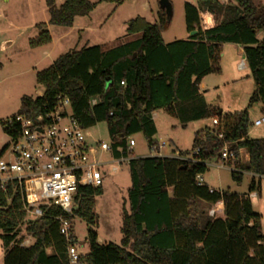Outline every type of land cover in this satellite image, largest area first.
Returning <instances> with one entry per match:
<instances>
[{"label": "trees", "instance_id": "16d2710c", "mask_svg": "<svg viewBox=\"0 0 264 264\" xmlns=\"http://www.w3.org/2000/svg\"><path fill=\"white\" fill-rule=\"evenodd\" d=\"M47 6L50 24L72 27L96 3L62 0L58 5L57 0H47ZM184 11L188 31L197 30L189 39L164 41L172 19L160 8L155 23L141 16L131 20L127 35L135 38L109 48L93 45L69 51L37 72L43 94L23 96L18 113H44L56 107L58 96L68 97L80 125L88 129L106 122L113 155L128 158L131 186L121 214L122 239L120 244L98 241L96 197L103 194L102 186H81L71 212L46 204L41 216L28 220L23 189L12 181L0 184L3 264H68L69 246L80 243L76 218L87 223L88 251L81 254V264H264V215L254 210L250 197L261 189L264 177V137H249V108L261 103L264 114V5L255 0H196L185 2ZM202 14L214 16L216 23L203 27ZM39 27L30 41L33 48L52 40L46 24ZM225 43L243 47L255 81L248 107L233 113L210 106L200 90L205 76L220 72ZM159 109L183 126L205 118H213L215 126L196 132L191 156L134 157L128 142L139 133L151 150L159 151L154 120ZM225 147L236 157L233 180L241 183L244 174L251 173L247 193L198 182L209 162L221 160ZM241 149L249 156L244 162ZM219 201L224 203V217L210 216L201 206ZM60 218L72 222L71 240L61 233ZM29 237L33 241L23 245Z\"/></svg>", "mask_w": 264, "mask_h": 264}, {"label": "rangeland", "instance_id": "374dc122", "mask_svg": "<svg viewBox=\"0 0 264 264\" xmlns=\"http://www.w3.org/2000/svg\"><path fill=\"white\" fill-rule=\"evenodd\" d=\"M91 1L96 3L93 11L86 16L76 18L72 27H64L49 23L47 0H0V45L7 41V49L5 51L0 49V154L5 145H11V139L4 131L2 122L18 113L23 96L37 97L43 94V87L36 80L38 71L49 67L60 55L69 51L93 45L109 48L135 38L133 35H127L131 20L141 16L155 23L160 9L159 0ZM61 2L62 0H57L58 5ZM185 2L196 3V0H171L172 20L169 29L163 32L166 43L191 37L185 20ZM255 2L264 5V0H255ZM215 23L214 16L202 14L203 27ZM40 24H46L52 40L47 45L33 48L30 41L40 33ZM258 36L262 38L263 33L260 32ZM220 68V72L205 76L200 83V90L206 102L213 108L223 110L224 113L246 109L255 90V81L247 67L240 45L223 44ZM249 114L252 121L249 137H264V123L259 126L254 124L257 119L264 116L262 104L256 103L250 107ZM154 120L157 127L156 140L160 150L158 152L151 150L145 136L142 133L135 134L134 157L154 154L191 156L196 132L215 126L213 118L192 121L183 126L177 117L164 109L154 113ZM86 133L88 142L93 146L98 142L108 144L111 142L106 122H100L86 129ZM97 157L107 163L104 170L108 172L103 186L104 192L96 197V212L99 217L98 241L120 244L121 214L131 186L129 167L127 161L116 163L111 151L98 152ZM240 160L246 161L245 152H241ZM115 166L118 167L117 171H114ZM231 170V167L223 166L220 160L215 159L209 163L204 181L218 190L231 189L238 193H247L252 176L245 173L243 181L237 183L232 178ZM260 184L261 189L255 190L258 196L253 197L252 202L254 210L264 215V177L260 179ZM201 204L203 208H208L206 203L201 202ZM126 205L128 207V203ZM216 216L224 217L225 214L218 213ZM33 218L29 213L28 220ZM74 228L80 241V252H87L88 245L84 242L87 223L81 218H76ZM1 234L2 230H0V264H3L5 250Z\"/></svg>", "mask_w": 264, "mask_h": 264}, {"label": "built area", "instance_id": "2783aa9c", "mask_svg": "<svg viewBox=\"0 0 264 264\" xmlns=\"http://www.w3.org/2000/svg\"><path fill=\"white\" fill-rule=\"evenodd\" d=\"M263 123L264 116L254 122L256 126ZM5 126L11 145L0 155V184L5 187L9 182H17L33 219L42 215L41 206L46 204L71 212L81 186H103L107 163L97 156L98 152H112L111 145L98 142L93 146L88 142L86 128L73 116L68 97L58 96L56 107L44 113L34 116L16 113ZM135 145L134 137H130L128 150H133ZM235 160L234 152L225 147L220 160L222 165L233 169ZM126 161L128 158H120L118 163ZM197 178L199 184L204 183V175ZM257 196L256 191L250 194L251 199ZM223 209L224 203L219 201L209 208L208 214L216 217ZM60 220L61 233L71 240L72 222ZM22 244L28 245L30 241L26 239ZM81 254L79 247L71 244L68 264H81Z\"/></svg>", "mask_w": 264, "mask_h": 264}, {"label": "crops", "instance_id": "0c3cea01", "mask_svg": "<svg viewBox=\"0 0 264 264\" xmlns=\"http://www.w3.org/2000/svg\"><path fill=\"white\" fill-rule=\"evenodd\" d=\"M0 49H2L3 51H5L6 49H7V41H4V42H2L1 43V45H0ZM241 50H243V47H241ZM222 112H223V110H222ZM258 120V119H257ZM160 150V149H159ZM241 152H245V155H246V160H248L249 159V156H248V154H247V152H246V150L245 149H242L241 150ZM154 155H157V154H154ZM112 156H113V158H114V161H116L117 163H118V161H119V159L120 158H116L114 155H113V152H112ZM123 163V162H122ZM119 164V163H118ZM118 166V165H117ZM117 166H115L114 168H117V170H118V167ZM116 170V171H117ZM250 175H251V173H249ZM107 175H108V172L105 170V177H104V183H105V181H106V178H107ZM205 182V181H204ZM209 185V184H208ZM103 186H104V184H103ZM102 186V187H103ZM211 188H215V187H213V186H211V185H209ZM216 189V188H215ZM206 205H208V204H206ZM208 208H209V206H208ZM207 208V209H208ZM221 213H224V209L222 210V212ZM28 240L30 241V243L33 241V239L31 238V237H29L28 238Z\"/></svg>", "mask_w": 264, "mask_h": 264}, {"label": "water", "instance_id": "95a60500", "mask_svg": "<svg viewBox=\"0 0 264 264\" xmlns=\"http://www.w3.org/2000/svg\"><path fill=\"white\" fill-rule=\"evenodd\" d=\"M159 4H160V8L166 12L167 16L169 18H172L173 8H172L171 0H159ZM235 7L237 8V6ZM195 33H197V30L192 31L191 35H194ZM219 113H221V111Z\"/></svg>", "mask_w": 264, "mask_h": 264}]
</instances>
